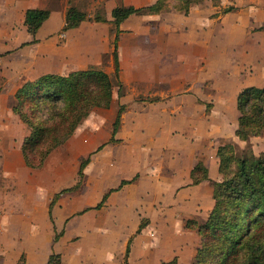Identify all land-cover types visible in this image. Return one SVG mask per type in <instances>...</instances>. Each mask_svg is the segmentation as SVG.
Here are the masks:
<instances>
[{
	"label": "crops",
	"instance_id": "1",
	"mask_svg": "<svg viewBox=\"0 0 264 264\" xmlns=\"http://www.w3.org/2000/svg\"><path fill=\"white\" fill-rule=\"evenodd\" d=\"M34 1L0 0L4 7L6 29L12 31L18 26L26 33L23 26L25 11L43 9L36 6ZM155 2L131 0L130 5L145 7ZM108 3L111 6L104 10L107 23L84 21L78 28L66 32H61L65 14L55 17L56 20L60 18L59 23L51 27L53 13L50 11L49 19L34 37L38 41L34 44L38 47L36 56L41 50L44 36L60 34L66 46L72 50L77 48L78 43L81 44L75 36L80 38L83 35L87 39L89 37L90 41L86 47L78 49V60L68 55L67 66L56 63L60 70L54 74L67 75L94 65L99 49L104 46V42H98V30L101 38L107 40V33L111 29L110 13L118 5L114 0ZM201 6L204 7L201 9ZM227 6L233 9L224 14L225 8L220 14L221 7ZM210 9L220 11H214L215 16L210 17L207 14ZM157 17H162L159 27L162 43L155 45L152 39L145 42L143 38L142 42L129 49L127 58L122 53L125 47L122 44L123 36H134L143 31L147 37H151L153 31L145 24ZM263 27L264 0H215L213 4L212 0H203L202 5L190 8L187 15L173 11L131 16L121 23L117 43L119 78L127 91L121 92L120 89L116 95L113 89L110 108L93 109L63 146L67 145L68 151L72 153L75 146L79 147L76 153L83 159L100 146L111 143L97 142L95 134H90L82 126H88L96 111L105 112V117L114 122L120 106L125 107V110L121 114V125L114 140L124 142H112L105 146L113 147L111 151L114 155L110 153L109 156L91 159L83 170L80 188L62 194L52 206L51 214L49 206L54 195L75 185L78 169L71 181L66 183L68 185L60 190V183L65 181L60 176V158L55 155L63 146L48 157L41 170L28 169L22 159L21 143L27 135V129L12 113L9 101L25 82L42 75L31 77L39 73L40 68L36 66L31 69L34 67L32 62L29 71L18 76L10 99L4 85L0 90V170L6 189L0 191V237L6 238V253H13L12 250H18L19 247L17 261L24 255L26 264H46L52 253L60 255L61 264H193L200 239L196 230L188 228L186 222L205 223L213 201L212 189L207 182L190 185V171L201 161L208 170V177L218 181L215 156L218 145L210 158L208 147L192 145L193 134L204 128L207 119L203 117L204 107L198 95L200 77L184 78L183 75L185 72L197 74L195 71L198 72L199 68H191V65L197 60V53H202V45L210 44L202 38L208 36L212 41L216 34L217 45L225 46L221 51L241 53L243 63L251 65L249 68L257 76L258 83L250 86L264 87V79L258 78L264 74V64L261 63ZM172 34H178V37H174L175 42L168 38ZM91 36H94V41ZM29 37L31 41L33 37ZM177 51L184 69L179 74L177 71L173 74L172 59L177 58ZM50 55L54 62H57L55 56H60V62L65 60L56 51H51ZM64 67H67L66 70H63ZM156 89H159L158 93ZM152 94L156 97L149 100ZM232 105L235 108L234 100ZM83 129L86 135H83ZM20 130L23 134L18 137ZM173 132L184 133L182 144L176 143ZM161 148H166L171 156H155L154 152L161 151ZM53 164L54 167L51 166ZM93 169H97V172L92 173ZM132 179V183L120 187L122 181ZM110 190L114 191L108 193ZM105 194V202L95 209ZM51 216L56 230H59L55 235L60 234L55 242L54 233H48L52 224ZM43 244L53 246V250L41 257ZM127 248L129 252L126 255Z\"/></svg>",
	"mask_w": 264,
	"mask_h": 264
},
{
	"label": "trees",
	"instance_id": "2",
	"mask_svg": "<svg viewBox=\"0 0 264 264\" xmlns=\"http://www.w3.org/2000/svg\"><path fill=\"white\" fill-rule=\"evenodd\" d=\"M202 3L203 0H156L145 7L119 4L111 10L109 21L110 32L114 35L112 76L101 69L88 68L67 75L43 74L19 87L13 96L12 113L28 130L21 143L25 166L30 170H41L48 157L73 136L93 109L110 108L114 87L117 86L119 91L121 89L117 46L121 23L131 16L159 15L171 11L187 15L190 8ZM232 9L226 8L223 13ZM50 13L47 9L37 8L25 11L23 26L27 35L33 37L26 44L38 42L34 37L49 19ZM100 14L90 18L68 1L61 32L76 29L84 21L107 23L104 15ZM235 109L238 115L234 136L244 146L238 148L232 143L218 146L215 155L218 181L208 177V170L201 161L190 171V185L207 182L212 189L213 201L205 223L186 222L188 228L196 230L200 239L193 264H264V152L255 155L250 144L251 139L264 133V87L241 89L236 96ZM123 111L124 107L120 106L112 124L110 142L114 141ZM92 154L80 160L75 185L54 195L49 214L62 194L80 188L83 170ZM133 180L122 181L120 187ZM107 194L95 209L103 205ZM59 235L54 236V242ZM128 252L127 248L126 255ZM16 264H26L24 256ZM46 264H61L60 255L50 254Z\"/></svg>",
	"mask_w": 264,
	"mask_h": 264
},
{
	"label": "rangeland",
	"instance_id": "3",
	"mask_svg": "<svg viewBox=\"0 0 264 264\" xmlns=\"http://www.w3.org/2000/svg\"><path fill=\"white\" fill-rule=\"evenodd\" d=\"M66 1L67 0H35L34 4L39 8L48 9L53 13V18L51 19L50 26L52 27L53 24V27H56L59 23L58 20L60 18L56 20L55 17L57 18L60 16L63 17V15L65 14V10L68 8V2L66 4ZM69 1L71 2L72 5H75L79 7L82 11H84L90 18L94 17V15L97 13L98 14L101 13L102 15H104V10L105 9L108 10L109 7L111 6V3H108L110 0H72V1L69 0ZM130 1L131 0H114L115 4L118 5L119 4L130 5ZM214 2L215 0H212V4ZM202 7L204 6H201L200 8L202 9ZM3 8L4 7L1 3L0 4V90L5 85L6 94L8 95L9 99L11 98L10 96L14 90L15 83L18 81L17 80L18 76H21L25 71H29L28 69L32 67L31 64L32 62L34 63L33 64L34 67H32L31 69L36 68V66H38V68H40V71L37 74L35 73L36 75H31V77H35L38 74L43 75L48 73L50 74L57 73L60 70V66L56 67V63L58 64L63 63L65 66H67L66 59L67 57H69L68 55L73 57L74 60L76 59L78 60L77 57L80 56L78 49L80 47H86L88 41H90L89 37L87 39V37H84L83 35L80 38L79 36H75L76 39L80 40L81 44L78 43L76 49L69 50L70 47L66 46L64 37L62 35L49 34L48 36L43 37V43L40 46L41 50L37 52L38 56H36L35 50L38 49V47L34 46V44L36 43L26 44L30 41L29 40L30 37L26 33H23L22 30L18 28V26L12 31L6 29V22L3 19L4 16ZM225 8H228V6L224 8L221 7L220 9L221 11L218 9L216 10L210 9L207 12V14L210 17L215 16L214 11L216 12L220 11L219 13L221 14ZM171 13H173V11H171ZM219 13H216V15H219ZM161 21H162V17L151 18L150 20H148L147 24H145L149 26L153 31V33H151L153 34L151 37L150 36L147 37L145 32L143 31H140L139 34L137 35L135 34L134 36L124 35L122 38L124 42L122 44L125 47L122 49V53L126 55V57L128 58L130 54L129 49L135 44L142 42L143 38L145 39L144 40L145 42L147 39L148 42H150V39H152L153 40L152 42L155 45L161 44L162 32L159 31V27L161 26ZM86 25L88 26V24ZM214 32H216L215 28H214ZM178 34L176 35L172 34L168 36V38L169 39L171 38V41L175 42L174 37H178ZM97 36L100 38L98 42L99 41L104 42V46L102 47L103 49H99L98 56L95 59L96 62L93 63L94 65H91L89 68L95 67L97 69H101L104 72H106L108 75L112 76L113 70H112L111 52L113 48L112 41L114 35L110 31H108L107 40H105L101 38L98 30ZM165 37H167V35H165ZM93 38L94 36H91L92 41H94ZM216 38H217L216 34L213 35L212 41L209 40L208 36H204L202 38L203 41H207L210 44L202 45L203 48L202 53H197V60L191 65V68H195V66L199 68L198 72L195 71L197 74H189L188 72H185L183 75L184 78H190V76H197L200 77L201 79L198 95L200 96L202 100L201 101L202 105L204 107L203 117L206 118L207 120L204 128L203 129L200 128L198 132L193 134L191 142L193 146L208 147L207 152L209 158L212 156V151L215 149L217 145L219 146L227 143H232L236 145L238 148H242L244 146V143L239 142L234 136V130L236 127V119L238 114L236 112V109L233 108L232 103L233 100H234V104L236 103V95L241 89L258 83L257 76L252 74V70L250 69L251 65L246 66L245 63H243L242 60L243 55L241 53H236L233 51H225V52L221 51L220 49L224 48L225 46H221V45L218 46L217 41L215 40ZM56 46L58 47V49L56 48ZM51 51H56V53L61 54V56L63 55L65 60L62 59V62H60L61 60L60 56H55V60H57V62L52 61V56L50 55ZM7 52L9 54L4 55V53ZM261 53H262L261 63L264 64V49L263 51H261ZM176 54H177L176 55L177 58L172 59L173 74L176 71L179 74L182 71V69H184L183 68L184 64L180 63L179 51H177ZM20 66L23 67L19 68ZM66 68L67 67H64L63 70H66ZM258 78L260 80L264 79V74H262L261 76L259 75ZM119 82H120V78H119ZM120 88H121V92L123 91L126 93L127 91L126 87H124L121 84ZM158 90L159 89H156L157 93ZM117 92L120 93V91L117 90V86H116L114 87V93L117 95ZM155 97L156 96L152 94L149 100H154ZM13 101L14 98L11 99V101H9L11 105V109H12ZM214 106L216 108L212 109ZM90 120L92 121V122L90 121L88 124L90 128L86 125L85 126L83 125L82 127L85 128L86 130H89L90 134L94 133L97 142L99 141L102 144L108 143L107 141H109L112 131V126H111L113 122L112 119H108L107 117H105V112L96 111ZM81 131H83L84 133L83 135H86V131H84V129ZM27 132L28 130H26V134H28ZM22 134H23L22 130H20V132L17 133L18 137L22 136ZM173 136L177 139L176 143L182 144L181 143L182 136H184V133L173 132ZM112 142L123 143L124 141L114 140ZM250 144L255 155L264 152V133L260 137L251 139ZM105 146L99 152H96L94 154L91 153L92 155L90 156V161L91 159L93 160L95 157L98 156L99 157L107 156V155L109 156L110 153L112 155L115 154L114 152L111 151L113 147L110 148V146H108L105 148ZM78 148L79 147L75 146L72 149L73 151L72 153L71 150L68 151V147L66 145L63 146L58 151L57 155H55L60 158V160L58 161V164L62 168V172L60 173L61 174L60 176L61 178L64 177V181H65L64 183H60L58 187V189L60 190L63 189L65 186H67L68 184L66 183L70 182L71 178H73V176L76 175L79 162L82 158L78 154V152L76 153V151H79ZM124 151L125 150H123V152ZM68 153H70L71 155L69 156ZM154 154L155 156L157 157L159 156L160 158L162 157L168 158L171 156L166 148H161V151L157 153L154 152ZM54 165L55 164L51 166L54 167ZM96 170L97 169H93L92 173L97 172ZM43 172H45V170ZM67 179H69V181ZM5 189H6V182H4L2 178V172L0 170V191ZM50 221L52 224L48 233H50V235L54 233L55 235L59 230L58 228L56 230V227L54 226L53 216H51ZM58 227L60 228L61 226L58 225ZM43 249L44 250H42L41 257L44 256L46 253H48L50 250H53V246L51 247V245L43 244ZM14 251L16 252L14 253ZM14 251L12 250L13 253L11 252L6 253V238L0 237V264H16L17 258H19V253H20L19 247L18 250H14Z\"/></svg>",
	"mask_w": 264,
	"mask_h": 264
}]
</instances>
